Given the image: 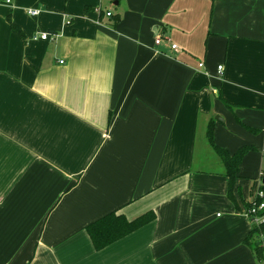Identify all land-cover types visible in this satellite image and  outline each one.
Here are the masks:
<instances>
[{
    "label": "crops",
    "instance_id": "1",
    "mask_svg": "<svg viewBox=\"0 0 264 264\" xmlns=\"http://www.w3.org/2000/svg\"><path fill=\"white\" fill-rule=\"evenodd\" d=\"M263 130L264 0H0V264H262ZM111 211L155 217L96 251Z\"/></svg>",
    "mask_w": 264,
    "mask_h": 264
},
{
    "label": "trees",
    "instance_id": "2",
    "mask_svg": "<svg viewBox=\"0 0 264 264\" xmlns=\"http://www.w3.org/2000/svg\"><path fill=\"white\" fill-rule=\"evenodd\" d=\"M10 27L21 35L22 32L20 28L12 22H10ZM224 103L232 108V105L229 102L224 101ZM237 121L248 131H255L254 128L246 126L240 120L237 119ZM213 124L214 120H211L208 124L206 130L207 141L223 164L224 175L228 178L227 197L236 206L237 204L232 193L234 183L237 179V173L242 158L252 149V146H242L233 153H230L225 148L219 147L214 141ZM261 180L263 181V177ZM261 187L264 188V185H261ZM248 205L249 203H247L245 207ZM154 217L155 214L152 211H147L132 219H128L123 213L111 211L87 224L85 231L93 248L96 251H99L150 222ZM261 235H264V220L258 225L253 224V227L243 240V243L252 249L257 260H262L264 258V249H262L263 247L261 243H256L258 239L260 240Z\"/></svg>",
    "mask_w": 264,
    "mask_h": 264
},
{
    "label": "built area",
    "instance_id": "3",
    "mask_svg": "<svg viewBox=\"0 0 264 264\" xmlns=\"http://www.w3.org/2000/svg\"><path fill=\"white\" fill-rule=\"evenodd\" d=\"M7 3L10 2V0H5ZM38 10L35 9H28L27 13L30 15H35ZM107 16H109L111 13L106 12ZM49 37L48 32H44L40 34L41 39H46ZM160 38H156L155 43L159 44L160 43ZM172 49H176L177 46L176 44H171ZM62 63V61H60ZM200 66L202 64H199ZM222 71V66H218V72L221 73ZM264 153V151H263ZM262 179V178H261ZM260 179V183L258 185V189L254 193V196L252 197V200L249 201V205L244 209L243 214L250 219L251 222L254 224L258 225L264 220V188L261 187L263 186L264 183Z\"/></svg>",
    "mask_w": 264,
    "mask_h": 264
},
{
    "label": "rangeland",
    "instance_id": "4",
    "mask_svg": "<svg viewBox=\"0 0 264 264\" xmlns=\"http://www.w3.org/2000/svg\"><path fill=\"white\" fill-rule=\"evenodd\" d=\"M217 115H220V114H217ZM221 116V115H220ZM257 133L258 132H255V134H256V136H260V135H257ZM262 139H264V130H263V133H262ZM212 152V156H213V158H214V161H213V163H212V167L210 168V169H218L219 167L221 168V161H220V159H219V157L214 153V151L212 150L211 151ZM264 154V153H263ZM216 161L218 162V164L219 165H217V163H216ZM215 162V163H214ZM263 164H264V162H263ZM215 165V166H214ZM264 167V166H263ZM209 169V168H208ZM263 177V179H264V174L263 175H261L260 176V178H262ZM252 200V199H251ZM249 203V202H248ZM246 208V207H245ZM244 208V209H245ZM244 209H243V211H244ZM252 224H254L253 222H252ZM263 237H264V235L262 236L261 235V237H260V241H262V239H263ZM261 242H259V244H260ZM263 245H264V241H263ZM262 249H264V247L262 248ZM262 264H264V258H263V260H262Z\"/></svg>",
    "mask_w": 264,
    "mask_h": 264
},
{
    "label": "water",
    "instance_id": "5",
    "mask_svg": "<svg viewBox=\"0 0 264 264\" xmlns=\"http://www.w3.org/2000/svg\"><path fill=\"white\" fill-rule=\"evenodd\" d=\"M216 119H219V120H221V118L219 117V116H216ZM263 183H264V179H263V181H262ZM257 244H258V242H257Z\"/></svg>",
    "mask_w": 264,
    "mask_h": 264
}]
</instances>
